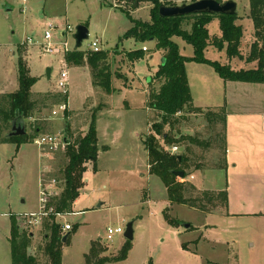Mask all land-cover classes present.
Listing matches in <instances>:
<instances>
[{"label":"rangeland","instance_id":"374dc122","mask_svg":"<svg viewBox=\"0 0 264 264\" xmlns=\"http://www.w3.org/2000/svg\"><path fill=\"white\" fill-rule=\"evenodd\" d=\"M233 1L238 3L237 23L243 27V59L228 56L227 44L220 50L209 46L204 56L235 71L256 69L258 61L246 59L255 46L263 47L264 38L255 33L249 0ZM152 8L150 0H0V94L19 89L21 58L38 79L32 88L37 109L25 120L27 135L34 139L21 145L0 143V264H12V216L31 232L29 253L45 259L43 222L27 227L25 217L41 213L43 187L58 194L64 188L67 147L43 152L34 140L53 134L72 143L90 132L95 114L97 162L86 165L85 185L74 212L57 219L63 227L71 226L63 229L71 235L63 247V264H86L94 243L106 250L103 256H117L128 241L124 234L130 222L134 239L128 257L108 264H264V176L257 171L264 168V159L257 156L264 148L260 126L264 84L226 81L210 63L192 59L190 43L174 38L181 55L189 58L186 68L194 106L212 111L224 107L226 112L224 124L220 115L209 119L206 112L182 114L186 117L171 130V137L180 142L168 148L178 146L176 153L190 159L187 177L197 188L225 190L229 199L227 206L213 213L169 202L164 182L150 174L143 142L155 115L147 105L149 83L162 64V52L153 40L142 43L125 37L133 27L126 11L133 19L148 22ZM50 26L54 27L52 41H68L71 50L76 49V28L87 27L89 38L79 49L87 52L93 41H99L109 54L107 63L117 91L108 95L94 87L90 68L68 64L63 52L45 53L44 35ZM209 33L212 38L222 35L217 17ZM144 47L148 48L144 58L129 59V52ZM62 71L68 72V95L58 87ZM61 95L68 98L66 112L60 109ZM38 126L41 130L36 133ZM186 136L210 141L212 146H195L182 140ZM232 158L238 162L237 170L231 166ZM198 163L204 168L196 169ZM166 213L174 223L168 222ZM118 227L124 232L109 239V228Z\"/></svg>","mask_w":264,"mask_h":264},{"label":"trees","instance_id":"16d2710c","mask_svg":"<svg viewBox=\"0 0 264 264\" xmlns=\"http://www.w3.org/2000/svg\"><path fill=\"white\" fill-rule=\"evenodd\" d=\"M153 4L150 21L136 20L126 11L133 22V27L126 33V38L146 43L153 40L157 50L162 52L165 62L149 83L148 108L155 112L150 120V135L144 139V146L148 153L149 171L164 182L167 189V199L172 204L190 206L204 212L213 213L224 208L228 204L227 192L200 190L189 181L187 167L190 159L182 154L168 151V146L180 142L171 137V130L180 122L182 114H203L206 112L209 119L220 115L225 123L226 112L224 107L219 111L202 110L194 106L193 95L190 89L189 77L186 64L188 57L180 53L179 45L174 38H180L194 47V58L198 63H210L217 74L226 81L261 83L264 84V50L255 46L251 56L246 59L247 63L258 61L256 69L233 70L229 65L212 62L204 56L205 50L213 45L222 49L227 44L228 56L241 58L240 45L243 37V27L237 23L238 14L211 15L207 13L184 15L183 17L160 16L159 10L162 5L182 6L185 3H193L199 0H150ZM225 2L228 0H215ZM250 15L255 25L257 36L264 38V0H249ZM217 17L220 20L222 35L220 38H212L209 33V25ZM143 49L129 52L127 55L131 61L144 58ZM109 54L101 51L98 53L83 52L78 49L66 54V62L73 65H87L93 76V85L102 88L106 94L112 95L115 88L112 83V73L107 61ZM38 79L30 74V69L21 58L19 61V89L16 92L0 94V143L15 142L21 145L31 140V136H9L14 122H25L33 117L37 109V102L33 99L32 88ZM59 96V95H58ZM63 102H67V96H63ZM183 118V119H184ZM96 114L93 116L90 132L85 137H78L74 142H69L65 154L68 163L63 170L64 188L60 193L55 190L47 192L49 208L53 213L45 215L43 227L45 229V243L41 248L44 260L29 253L32 244L31 232L26 231L24 222L19 224L18 218L12 216L11 246L12 264H63V247L70 241V234L63 231L64 227L58 223L59 216L73 213L75 202L79 199L81 189L85 185L84 174L89 162L96 164L98 159V138L95 128ZM224 127V125H223ZM225 128V127H224ZM223 128V129H224ZM36 133L41 128L38 126ZM10 130V131H9ZM5 131H8L5 133ZM222 131L220 134H224ZM34 139V138H33ZM161 140L164 144H161ZM182 140H189L191 144L201 148H211L210 141H202L198 137L186 136ZM167 146V147H166ZM190 148V147H189ZM181 157V159H179ZM198 163L195 168H204ZM174 171L185 172L184 178L173 174ZM60 188V187H59ZM169 223H174L168 214H164ZM68 235L66 242L64 237ZM100 243H94L89 254L86 256V264H108L125 260L131 250V242L127 241L120 253L115 257L103 256L106 252ZM149 264H152L151 262Z\"/></svg>","mask_w":264,"mask_h":264},{"label":"built area","instance_id":"2783aa9c","mask_svg":"<svg viewBox=\"0 0 264 264\" xmlns=\"http://www.w3.org/2000/svg\"><path fill=\"white\" fill-rule=\"evenodd\" d=\"M53 29H54V27L50 26L49 29H47L45 31L44 37H45L46 43L43 44L45 53H47V54H56V53L63 52L64 54H67L69 52L74 51V50L70 49V44H69L68 41H64V42H60V43H54L52 41V39H53L52 30ZM68 30H69V32L73 31V30H70V28H68ZM67 34H69V33L65 32V33H63V36L66 37ZM143 50L144 51H148V48L144 47ZM101 51H102V49L100 47V44H99L98 40L93 41L89 45V49H87V52H91V53H98V52H101ZM58 87H59V90H60L61 94L68 95V92H69V77H68V72L67 71H62L60 73V76H59V79H58ZM67 108L68 107H67L66 103H63L60 106V109L63 112H66ZM34 142L39 148H41L43 150V152L46 151V152H49V153L58 150L59 148H61V146H64L63 148H65V147H68V145H69V141L66 138H62L61 139L60 136L53 135V134L41 135L38 138H36L34 140ZM168 151H171L172 153H176L178 151V146H171V147H169ZM47 154L45 156H48ZM47 192H50V191H48L47 189H45L43 187L42 199H41V202H42L41 213L39 215H37V216L32 215L29 218L25 217V221H26V226L27 227L40 225L43 222V219H44L45 215H47L48 213H53L54 212L53 208H49L47 206V204H48ZM50 194H51V192H50ZM70 229H71V226L69 224L65 225L64 230H70ZM123 232H124V229L121 228V227H118L116 229L109 228V230H108V238L112 239L115 234L123 233Z\"/></svg>","mask_w":264,"mask_h":264},{"label":"water","instance_id":"95a60500","mask_svg":"<svg viewBox=\"0 0 264 264\" xmlns=\"http://www.w3.org/2000/svg\"><path fill=\"white\" fill-rule=\"evenodd\" d=\"M238 3L233 0H228L225 2H217L215 0H199L193 3H185L182 6H167L162 5L160 7L159 13L163 18L166 17H183L184 15L190 14H201L207 13L211 15H219V14H227V15H235L237 14ZM89 38V29L85 26H78L76 28L75 40H76V48L79 49L82 46V43ZM264 50V45H263ZM165 59L163 60V63ZM51 75V69H48V76ZM27 134L26 124L25 122H14L12 126V130L9 133V136H23ZM181 159V157H179ZM174 175L179 178L185 177V172L183 171H174ZM186 229H189L190 224L184 225ZM125 238L128 241H132L134 239V223L130 222L125 231ZM68 235H66L63 239L66 242Z\"/></svg>","mask_w":264,"mask_h":264},{"label":"crops","instance_id":"0c3cea01","mask_svg":"<svg viewBox=\"0 0 264 264\" xmlns=\"http://www.w3.org/2000/svg\"><path fill=\"white\" fill-rule=\"evenodd\" d=\"M77 49V48H76ZM75 49V50H76ZM78 50H80V49H78ZM163 57V56H162ZM163 60H164V57H163ZM163 62V61H162ZM152 78L153 77H151V79L150 80H152ZM240 82V81H239ZM113 83V82H112ZM242 83H245V82H242ZM114 87V86H113ZM115 88V87H114ZM117 91V89L115 88V92ZM114 92V93H115ZM64 103H66V105H67V107L69 108V103H68V98H67V102H64ZM106 108H109L108 106L107 107H105L104 109H106ZM198 108V107H197ZM260 126H261V130L262 131H264V115H261V117H260ZM71 142V141H70ZM239 151V149L238 150H235V152H238ZM260 156V157H262V159H264V148L263 149H260V150H258L257 151V156ZM230 162H231V166H233V170H237L238 169V162H236V158H232L231 160H230ZM234 163V164H233ZM257 171H261L262 172V175L264 176V168H260V167H258V169H257ZM191 178H193V176H191ZM84 180H85V175H84ZM199 188V187H198ZM200 190H210V191H222V189H216V188H214V189H207V188H199ZM78 202H79V199L75 202V205H74V208L76 207V205L78 204ZM73 212H74V210H73Z\"/></svg>","mask_w":264,"mask_h":264}]
</instances>
